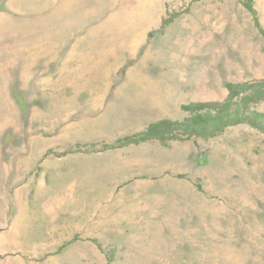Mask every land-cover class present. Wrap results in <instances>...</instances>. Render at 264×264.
<instances>
[{
	"label": "rangeland",
	"instance_id": "1",
	"mask_svg": "<svg viewBox=\"0 0 264 264\" xmlns=\"http://www.w3.org/2000/svg\"><path fill=\"white\" fill-rule=\"evenodd\" d=\"M246 2L0 0V264H264L262 132L107 148L264 81Z\"/></svg>",
	"mask_w": 264,
	"mask_h": 264
},
{
	"label": "trees",
	"instance_id": "2",
	"mask_svg": "<svg viewBox=\"0 0 264 264\" xmlns=\"http://www.w3.org/2000/svg\"><path fill=\"white\" fill-rule=\"evenodd\" d=\"M247 8L253 12L252 0H247ZM264 34V30H261ZM228 98L222 103H195L184 106L190 118L183 123L160 121L150 125L146 132L117 141L107 148L121 149L130 145H141L152 140L166 142L177 140V131L191 137L212 138L225 129L247 124L264 134V113L251 110L253 104L264 100V81L256 84H228ZM171 134V135H170Z\"/></svg>",
	"mask_w": 264,
	"mask_h": 264
}]
</instances>
